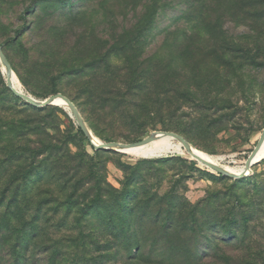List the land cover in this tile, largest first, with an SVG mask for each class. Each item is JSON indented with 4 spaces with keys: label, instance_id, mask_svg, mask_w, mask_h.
<instances>
[{
    "label": "rangeland",
    "instance_id": "1",
    "mask_svg": "<svg viewBox=\"0 0 264 264\" xmlns=\"http://www.w3.org/2000/svg\"><path fill=\"white\" fill-rule=\"evenodd\" d=\"M0 44L18 64L24 82L13 71L24 92L40 101L70 97L102 143L172 132L239 167L264 131V0H0ZM2 69L0 62V202L7 198L0 223L16 226L22 210L34 223L28 264H126L127 253L112 250L108 234L114 210L93 202L100 187L117 191L113 203L126 189L140 194L128 206L136 228L152 227L143 214L155 216L172 201L207 198L209 210L220 201L226 215L235 209L251 231H262L264 160L233 180L186 151L175 155L186 163L105 150L94 158L67 107L33 111L17 102ZM25 149L24 160L11 159ZM17 196L18 209L9 205ZM256 239L264 247V233ZM0 249V264H15L11 247Z\"/></svg>",
    "mask_w": 264,
    "mask_h": 264
},
{
    "label": "trees",
    "instance_id": "2",
    "mask_svg": "<svg viewBox=\"0 0 264 264\" xmlns=\"http://www.w3.org/2000/svg\"><path fill=\"white\" fill-rule=\"evenodd\" d=\"M1 46L4 48V45L1 44ZM8 60L13 70L17 72L19 78L24 82L18 70V64L12 59L10 60V58ZM10 94L17 102L21 101L11 90ZM46 98L44 97V99ZM71 101L73 102V100ZM30 108L33 111L38 110L35 107L30 106ZM45 109H42V111ZM57 109L54 106V110ZM19 132L22 134H17V139L23 140L26 137L24 135L25 131L21 130ZM78 132L85 138L95 153L94 158L103 152V150H95L79 126ZM19 153L11 156V159L16 161L24 160L28 150L25 149ZM32 153L36 152L32 151ZM31 157L35 160L38 155H31ZM149 162L158 164L186 163L185 160L179 157L161 158ZM220 177L226 178L221 175ZM115 193L117 191L114 189L100 187L96 189V197L93 202H102L108 209L114 210V212L109 214L113 224L108 228V234L115 241L112 250L114 249L120 255L123 254L121 250L127 253V256L122 260L126 264H264V247H260L261 244L258 239L252 242V235L258 236L264 233L263 225L259 224L261 232L251 231L252 228L249 226L250 219L242 222L241 216L237 215L235 209L229 211L228 215H226L222 211L227 210H222L224 206L220 201H212L213 204H217V209L209 210L208 206L211 203L207 198L195 205L189 203L183 205V202L180 203L175 200L170 202V206L165 208V210L155 213V216H151L148 214L149 212L143 214L145 219H149L152 227L145 225V227L136 228L139 225L138 220L133 218L136 215V211L128 206L131 202H136L140 194H137L135 190L126 189L118 196L119 200L113 203L112 201L115 198L113 194ZM105 197L108 199L104 200ZM155 200H158L155 196L145 199L148 204ZM6 201L7 198H4L0 203L4 204ZM14 203L17 204L15 208L18 209L20 206L19 196L14 197L9 205ZM71 203L74 204L75 202L71 200ZM123 204L126 206L123 207ZM93 207H95L93 204L88 206L91 209ZM24 213V210L19 212V214L15 213L16 226H13V220H1L2 222L0 223V246L11 247L9 256L11 259H15V264L29 263V253L33 247L32 242L37 235L34 223L24 220V217H26ZM117 219H121L123 224L117 223ZM222 231L226 233V236L221 242L217 243L210 238L211 235L215 236ZM256 232L257 234H255ZM208 233H211V235L209 236ZM201 239H203L202 242ZM238 240L239 242H237ZM234 242L238 244H233ZM121 245L124 248H121ZM239 248L243 252L237 255L235 251H238ZM56 253L58 254L57 251H55ZM99 264L106 263L102 261Z\"/></svg>",
    "mask_w": 264,
    "mask_h": 264
},
{
    "label": "water",
    "instance_id": "3",
    "mask_svg": "<svg viewBox=\"0 0 264 264\" xmlns=\"http://www.w3.org/2000/svg\"><path fill=\"white\" fill-rule=\"evenodd\" d=\"M0 62L3 65L2 70H3V74L6 76L7 86L15 94V96H17L18 98H21L22 100H24L26 103L30 104L31 106H33L35 108H39V109H45V108L54 107V106L55 107H62L60 104H58V102L61 101L67 107L66 109L69 110L72 118H74V120L77 122L78 126L81 128L83 133L90 140L92 146L97 151L105 150V151H113V152L125 154L124 151H126L128 149L148 145V144L158 140L159 137H168V138L172 139L173 141L178 142L180 144V147L184 148L185 151L189 155H191L194 159H196L198 162H200V164H202L203 166L209 168L211 171H213V172H215V173H217L223 177H227V178H230L233 180H241L243 178L250 176V175L247 176L246 174L245 175L244 174L237 175V174L230 173L227 170H225L223 167L218 166V165L213 164V163H210V162L202 159L198 155L194 154V152H193L194 147L183 136L176 134V133H172V132H156V133L152 134L147 139H144V140L136 142V143H131V144H121V143H115V142H110V143L100 142V143L96 144L93 140V136H95L94 133L89 128L87 122L85 121V119L81 115L77 106L68 97H66L62 94H58V95L49 97L48 99H46L44 101H40V100L35 99L30 94L24 92L22 89L18 90L17 88H15V86L13 85V78L16 75L13 71L11 63L9 62L8 58L6 57V55L3 52V48L1 46V44H0ZM263 144H264V131L261 135V138H260L256 148L251 153L248 160L245 162L246 169L253 168V166L255 165L253 161H254L255 157L258 155ZM175 155L176 154H169L166 156H160L159 158H172V157H175ZM178 155H181V154H178Z\"/></svg>",
    "mask_w": 264,
    "mask_h": 264
},
{
    "label": "bare ground",
    "instance_id": "4",
    "mask_svg": "<svg viewBox=\"0 0 264 264\" xmlns=\"http://www.w3.org/2000/svg\"><path fill=\"white\" fill-rule=\"evenodd\" d=\"M13 85L15 86V88L22 89L21 83L19 82V80L16 78V76L13 78ZM58 104H60L62 107H66L61 101L58 102ZM93 140L96 144L100 143V141L93 136ZM147 146H153L156 149H159V151H154V152H147L146 150H148ZM145 147V148H144ZM143 148V149H140ZM126 152L125 154L129 157L135 158V159H139V158H145L148 157L149 159H156L159 158L160 156H166L169 155L171 153H175V154H181L184 155L185 154V150H183V148L180 147V144L175 143V141H173L172 139L168 138V137H159L158 140L142 146V147H137V148H132V149H128V151H124ZM194 154L198 155L199 157H201L202 159L216 164L218 166L223 167L225 170H227L230 173L233 174H246L248 175V173H250L251 169H246L245 163L242 166L239 167H231V166H225L223 165V162L225 161V157L223 156H210L204 152L198 151L196 149L193 150ZM260 160H264V144L262 146V148L260 149L258 155L255 157L254 159V164H257V162H259Z\"/></svg>",
    "mask_w": 264,
    "mask_h": 264
}]
</instances>
